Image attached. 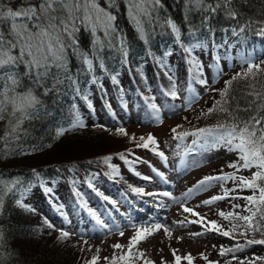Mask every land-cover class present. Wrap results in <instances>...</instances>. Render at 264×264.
<instances>
[{"label": "snow or ice", "instance_id": "obj_1", "mask_svg": "<svg viewBox=\"0 0 264 264\" xmlns=\"http://www.w3.org/2000/svg\"><path fill=\"white\" fill-rule=\"evenodd\" d=\"M248 3L249 0H182L185 30L171 17L162 15L165 11L163 0H17V3L11 5L0 0V124L3 125L0 127V157L28 154L21 143L28 134L25 124L43 114L45 105L42 96L52 93L59 95L62 91L70 89L76 96L88 101V95L81 87V75L88 77L89 83L99 84L97 72L102 70L108 73L106 59L113 53L119 55L122 64H127L128 40L118 23L121 9L129 25L145 45L150 43L158 28L166 29L190 65L192 81L207 86V80L203 79V66L193 53L198 49L207 48L210 44L212 47H220L214 41L216 29L212 24L217 17L229 23L235 22L236 27L230 28L232 36L239 37L252 30L255 35L264 38V19L248 18L241 22V6ZM84 32L91 38L88 50L80 43V36ZM171 55L172 51H167L163 57H154L166 75L168 65L165 58ZM73 58L79 65L75 72L72 68ZM216 60L219 63V57ZM239 63L241 71L226 80L222 89H211L217 92L220 98L214 100L213 106L201 113L203 117L214 114L221 117L214 126L196 128L193 131H178L180 126L171 129L172 138L177 141V149L181 147V142L192 137V145L199 146L205 152L224 149L236 157L227 164L233 171L224 172L221 169L220 174L205 176L185 193V197H188L193 191H207L219 185L221 193L202 201V204L210 206L228 200L231 210L218 212L226 224L209 221L192 208L182 205L185 213L198 218L187 223L199 224L203 228V232L192 235L214 232L235 242L233 247L222 246L219 250L221 257L232 254V260L238 259L235 253L249 246L264 245V59L257 61L254 52L247 51L239 54ZM168 79L170 87L164 95L172 100L179 99L175 78L168 75ZM111 80L117 84V75H111ZM234 84L241 86L233 87ZM144 100L151 118L162 123L161 109L154 102L155 97H145ZM88 106L92 107L90 102ZM186 106L191 109V101H186ZM172 110L175 111V106ZM71 116L70 126L59 128L56 139L74 129L86 127L75 104L72 105ZM118 133L127 135L123 128L118 129ZM137 147L147 149L167 162L165 153L159 150V142L153 135L139 137ZM186 151L191 152L193 148L188 147ZM119 159L125 164L135 163L129 161L123 153L119 154ZM111 161V156L102 159V163L111 170L110 174L117 176L119 169ZM202 164L203 161L196 166ZM244 171L250 175H241ZM33 174L37 177L40 175L35 170ZM156 175L164 178L160 172H156ZM94 177L95 174L86 181L87 187L103 201L115 207L116 201L96 188ZM141 178L146 181L151 179L149 176ZM228 182L232 183L231 188L226 186ZM21 184L19 178L6 179L3 173H0V215L5 211L6 200L15 197ZM129 188L138 196H171L169 192H145L143 188L131 185ZM46 191L51 194L52 190L47 188ZM242 192L250 194L240 195ZM75 194L81 197V193ZM172 199L175 202V198ZM238 200H243V205L235 202ZM14 203L18 208L33 211L22 202V198L15 199ZM80 207L88 212L98 230L110 228L82 197ZM57 211H60L67 221V216L60 209ZM177 223L184 226L185 222ZM44 224L47 228L59 232L58 239L65 240L72 235L68 231L55 229L47 219ZM132 227L134 233L126 250L124 245H113L114 249L120 250V254H114L109 264H137V261L145 256L138 250L140 243L161 229L166 237L172 236V229L160 223ZM116 230L122 238L124 231L120 225H116ZM241 239L244 243H240ZM84 242L87 243V240ZM4 248L5 236L0 230V264H4L6 259L2 252ZM172 252L174 264H181L182 260L193 264L190 254L181 257L176 254L177 250ZM202 258L208 259L207 256ZM261 261H264V257H253L238 260V264H258ZM89 264H98V256H94ZM144 264L154 262L145 259ZM161 264L166 262L162 260ZM226 264H232V261H227Z\"/></svg>", "mask_w": 264, "mask_h": 264}, {"label": "trees", "instance_id": "obj_2", "mask_svg": "<svg viewBox=\"0 0 264 264\" xmlns=\"http://www.w3.org/2000/svg\"><path fill=\"white\" fill-rule=\"evenodd\" d=\"M4 2L11 5L17 3V0H4ZM163 3L165 11L162 15L171 17L178 25L182 26V29L186 30L182 0H163ZM248 18L264 19V0H249L248 4L241 6V22L243 23ZM118 23L128 40L127 64H122L119 55L113 53L106 59L108 73L102 70L97 72L99 84H91L88 82V77L81 75V87L88 95V101L76 96L70 89L62 91L59 95L52 93L48 96H42L45 105L43 114L25 124L28 134L21 143L28 154L8 158L0 157V173H3L6 179L19 178L22 181L15 197L6 200L5 211L3 215H0V230L5 236V248L2 250L6 257L4 264H69L68 253L64 248L66 239H58L57 234L59 233L54 229L47 228L44 220L47 219L54 226H58L62 223L63 216L58 217L56 215V213H61L57 209H60L65 202L71 208V204H73L71 192L73 190L84 192L86 195L85 189L88 188L86 181L93 174H98L104 170L111 176V170L102 163L104 157H112L111 163L120 167L119 175L122 176V160L119 159V154H125L127 150L134 151L139 139L135 141L129 140L127 136L123 138L118 133L120 128L113 121L114 116L122 115L133 109H140L144 119H152L144 100L145 97L149 96L155 97L154 102L157 106L162 105L166 109L175 106V100L164 95V92L170 87L168 75L175 78L178 93L184 92L188 87L195 84L188 77L184 65L186 59L184 53L174 44L172 36L166 29L158 28L150 43L145 45L129 25L123 15V9H121ZM212 24L216 29L214 41L220 47L231 44L237 48H249V50L257 51V53L254 52L256 58L264 56V38L255 35L254 31L249 30L236 37L232 36L230 32L231 27H236L235 22L229 23L227 20L217 17ZM225 29H229V31L226 32ZM90 39L87 32L80 36L81 46L85 50L90 48ZM212 48L210 44L202 50L206 51L208 56ZM167 51H172V55L165 58L168 65V75L165 74V70L159 67L154 58L163 57ZM208 59L214 62L216 56L213 60L208 56ZM78 67V62L73 58L72 68L74 72L78 70ZM236 73L228 74L213 89H222L225 81L231 79ZM114 74L117 75V84L111 80V75ZM238 86L241 85H233V87ZM217 97H219L218 93L213 91L205 102L195 109L199 112L198 115L194 119L191 118L183 128H178V131H193L196 128L214 126L221 117L215 114L203 117L201 113L212 107L214 100H218ZM89 102L91 108L88 106ZM73 104L76 105L83 122L103 117L110 120L111 125L98 124L91 128L74 129L56 139V132L59 128L70 126ZM2 126L0 124V127ZM143 136L146 138L145 134ZM221 169L224 172L233 171L227 165ZM33 170L40 174L39 177L33 174ZM220 170L215 171V174H220ZM240 174L250 175L247 171ZM120 179L123 184L128 185L121 177ZM99 184L102 189L108 190V184L102 180ZM47 188H51L53 196L46 191ZM45 197H50L53 204L51 207L46 203ZM21 198L33 211L29 212L15 205L14 200ZM235 202L243 205V202ZM214 238L221 240L220 245L223 247H230L234 243L220 235H216ZM72 253L76 255L73 259L75 264H89L93 258L91 257L90 261L85 262L84 259L79 258L80 255L75 252ZM247 253H253L254 257H264V245L247 247L238 252L237 260L225 256L222 258L227 261L231 260L232 264H238V260H243ZM194 261L197 264L195 259ZM227 261L207 260L206 262L208 264L209 262L226 264ZM258 264H264V261L258 262Z\"/></svg>", "mask_w": 264, "mask_h": 264}, {"label": "rangeland", "instance_id": "obj_3", "mask_svg": "<svg viewBox=\"0 0 264 264\" xmlns=\"http://www.w3.org/2000/svg\"><path fill=\"white\" fill-rule=\"evenodd\" d=\"M194 56L200 60L203 66V79L207 80V86H198L196 89L199 92V96L183 93L179 95V99L176 100L179 104L175 111L163 110L161 111L162 123L151 121L150 119H144L142 110H131L128 116H119L121 119V126L123 128L129 140L139 139L145 133L153 135L159 142V150L166 154L167 161L170 163V169H164L163 179L160 176L154 175L147 165H145L144 171L148 170V175L151 177L149 182L136 184L126 174L127 180L131 181L132 185H138L137 187L143 188L145 192H169L171 196L156 195L149 198H143L141 202L135 198L132 201L136 202L135 209L130 205L126 199L122 198L120 194H116V205L120 208L121 214H114L112 222L106 215V212L97 209L98 214L105 223L109 224L110 228L103 231L98 230V227L94 224L86 222H79L78 218L67 214V221L62 227L64 231L72 233V235L66 239L64 248L68 253L69 264L73 263V259L76 255H80V259H84L85 262L90 261L91 257L98 256V264H109L111 257L114 254H120V250L114 249L113 245L121 244L126 246L129 239L133 236L134 229L132 225H150L153 223H160L172 229L171 238L166 237L163 229L157 231L154 235L143 241L138 245V250L143 252L145 256L137 261V264H144V260H151L154 264H161V261H165L166 264H174V257L172 250H177V255L184 257L191 255L197 261V264H208L207 260L212 261H227L219 255L221 240H216V233L207 232L203 235L194 236L193 233L203 232V228L199 224H189L187 221L196 220L197 217L192 216L190 213H185L183 207H190L194 211L200 213L209 221H217L219 223L226 224L222 221L218 215L219 211H230L231 205L228 200L216 202L213 205L205 206L202 201L209 199L210 197L220 194L221 189L219 185L209 188L207 191H193L191 195L185 197V193L189 188H193L195 184L205 176L216 175L215 171L223 168L229 162L236 159L234 154L227 153L224 149L209 150L205 152L203 149L197 155L189 157L188 154L178 151L175 147V140L172 138L171 129L177 126L183 128L187 122L195 118L198 115V111L195 108L202 105L206 96L212 92L211 89L221 79L226 78L231 69H227V64L222 63L223 72L220 75V80L217 77L213 80L212 72L210 70L209 60L205 58L206 51L201 49L196 50ZM233 69L240 67L239 58L233 60ZM193 91V90H192ZM220 97H217L219 99ZM186 101H191V109H187ZM86 127L91 128L98 124L109 125L110 120L101 117L98 120H89L84 122ZM135 137V139H133ZM127 138V140H128ZM128 140V141H129ZM151 147V146H150ZM151 151L142 149L141 155L146 158L151 164L157 162L155 157L151 155ZM186 154V161L183 163L181 158ZM203 161L202 166H196L199 162ZM157 166V164H155ZM157 169H160L157 166ZM142 174V171L139 170ZM161 173V172H160ZM250 174V173H249ZM124 180V178H123ZM135 185V186H136ZM231 188L233 185L228 182L226 185ZM240 195H248L249 192L239 193ZM175 198V202L172 198ZM244 203L243 200H238ZM183 205V207H182ZM60 209L66 211V206H61ZM136 210V211H135ZM103 213H102V212ZM140 211L139 215L138 212ZM151 212L152 214H148ZM161 221V222H159ZM184 221V226H180L177 222ZM120 225V228L124 231V236L121 238L116 230V225ZM59 233L58 231H56ZM59 236V234H57ZM54 238L57 240L56 236ZM87 240V243L84 240ZM90 249V250H89ZM254 254L247 253L244 259H250ZM203 256H207V260L203 259ZM107 258V259H106ZM185 264V260L181 261ZM75 264V263H73Z\"/></svg>", "mask_w": 264, "mask_h": 264}, {"label": "bare ground", "instance_id": "obj_4", "mask_svg": "<svg viewBox=\"0 0 264 264\" xmlns=\"http://www.w3.org/2000/svg\"><path fill=\"white\" fill-rule=\"evenodd\" d=\"M79 200H81V198H78ZM23 202V201H22ZM24 203V202H23ZM149 214H152L151 212H149ZM159 222H161V221H159ZM63 230V229H62Z\"/></svg>", "mask_w": 264, "mask_h": 264}]
</instances>
